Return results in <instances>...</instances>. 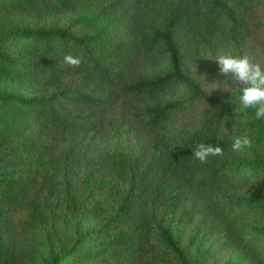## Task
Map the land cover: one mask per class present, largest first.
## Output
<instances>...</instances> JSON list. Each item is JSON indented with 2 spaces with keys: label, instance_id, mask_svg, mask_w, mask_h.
<instances>
[{
  "label": "rangeland",
  "instance_id": "rangeland-1",
  "mask_svg": "<svg viewBox=\"0 0 264 264\" xmlns=\"http://www.w3.org/2000/svg\"><path fill=\"white\" fill-rule=\"evenodd\" d=\"M47 7L0 11V40L9 55L19 61L45 60L9 37L13 30L69 27L86 33L76 21L90 16L88 6ZM237 48L212 46L201 56L190 57L185 73L209 94L239 105L238 88L243 85L219 75L214 59L221 53L248 55L264 68V25L243 36ZM225 80L236 89L224 90ZM213 83L220 87L211 91L208 85ZM58 88L0 74V94L40 97ZM187 97L185 88H175L164 103L184 102ZM32 121L26 114L0 118V188L14 181L13 189L22 197L0 201V251L7 247L13 264H52L78 237L95 233L111 217L116 222L102 234L93 239L83 236L89 251L65 253L60 264H146L160 251L170 259L173 256L159 245L158 225L170 229L192 264H264V202L254 208L246 202L264 193V133L248 119H225L203 103L187 102L157 141L129 126L101 133L83 124L65 133ZM243 135L251 138V148L233 152L234 138ZM207 142L228 143L218 160L251 163L248 169L259 172L234 169L218 191L202 193L193 182L164 168L184 144L196 147ZM21 179L25 190L18 185ZM215 199L240 213L236 222L220 218ZM34 200L41 204L37 221L30 219Z\"/></svg>",
  "mask_w": 264,
  "mask_h": 264
},
{
  "label": "trees",
  "instance_id": "trees-1",
  "mask_svg": "<svg viewBox=\"0 0 264 264\" xmlns=\"http://www.w3.org/2000/svg\"><path fill=\"white\" fill-rule=\"evenodd\" d=\"M74 5L91 9L90 16L76 21L86 33H74L69 27L10 32L9 37L17 39L16 43L40 53L44 61H19L7 53L0 40V74L59 87L40 97L0 94L1 119L26 114L46 129L65 133L83 124L101 133L129 126L155 136L157 141L169 120L183 110L184 103L200 102L223 117L246 118L253 128L264 133V120L254 119V109L235 112L239 105L209 94L199 80L185 73L190 57H199L215 45L238 50L243 36L261 29L264 0H0V11L17 6L33 11ZM69 54L80 59L78 67L64 63ZM179 87L186 89L187 99L164 103L168 94ZM206 144L217 145L223 152L229 146L225 142ZM195 148L191 143L184 144L177 155L169 157L164 168L193 182L202 193L218 191L234 169L244 172L242 169L246 171L251 166L220 161V156H210L201 163L192 157ZM261 165L258 163L259 168ZM248 170L259 172L258 168ZM24 180H17L22 190L26 189ZM13 182L9 186L2 184L0 201L22 199L13 189ZM33 202L30 219L37 221L41 204ZM246 202L254 208L264 202V193ZM213 207L228 222L234 223L240 217L235 209L222 206L219 199L214 200ZM115 218L106 220L95 233L89 231L83 236L93 239L109 229ZM157 230L159 245L177 263L163 257L160 251L159 257H151L146 264H192L170 229L158 225ZM83 236L63 255L89 251L90 246H83ZM11 255L7 247H2L0 264H13ZM63 255L51 263L60 264Z\"/></svg>",
  "mask_w": 264,
  "mask_h": 264
},
{
  "label": "clouds",
  "instance_id": "clouds-1",
  "mask_svg": "<svg viewBox=\"0 0 264 264\" xmlns=\"http://www.w3.org/2000/svg\"><path fill=\"white\" fill-rule=\"evenodd\" d=\"M214 61L218 65L219 75L230 76L234 84L243 85L242 88H238L241 93L238 97L239 106L234 111L242 112L246 109H254V119L257 121L264 120V68L261 64L253 62L248 55L234 56L231 53H221L215 57ZM64 63L72 67H78L81 61L69 54L64 57ZM223 83L225 85L224 90L236 89L234 85L229 84L228 80ZM208 87L213 91L220 87V84L213 83ZM251 146L252 140L249 136H237L232 143V151L243 152ZM222 155L223 149L212 144L201 143L192 151V157L201 163H206L210 156L219 157Z\"/></svg>",
  "mask_w": 264,
  "mask_h": 264
}]
</instances>
